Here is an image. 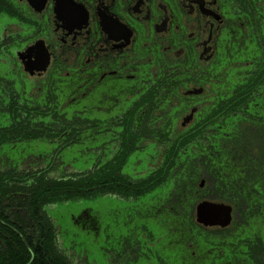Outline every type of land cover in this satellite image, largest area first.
Wrapping results in <instances>:
<instances>
[{"label": "flooded vegetation", "instance_id": "af4514ba", "mask_svg": "<svg viewBox=\"0 0 264 264\" xmlns=\"http://www.w3.org/2000/svg\"><path fill=\"white\" fill-rule=\"evenodd\" d=\"M35 44L48 58L41 75L24 64ZM41 106L78 112L65 124L79 125L82 155L87 143L105 157L138 141L137 175L162 157L149 143L165 133L207 141L212 172L222 153L230 166L264 170V0H0V132L29 121L23 109L37 122ZM52 145L0 146V169L11 156L52 157Z\"/></svg>", "mask_w": 264, "mask_h": 264}, {"label": "trees", "instance_id": "16d2710c", "mask_svg": "<svg viewBox=\"0 0 264 264\" xmlns=\"http://www.w3.org/2000/svg\"><path fill=\"white\" fill-rule=\"evenodd\" d=\"M77 113L41 106L36 122L32 110L23 109V118L29 121H23L16 131L13 127L5 134L0 132V146L9 148L53 139L70 130L68 139L50 142L56 151L49 162L41 159V166L25 167L23 160L5 159L0 169V264H73L58 247L57 225L46 209L107 195L127 200L150 195L144 202L149 204L144 217L150 220L125 249L133 258L122 264L142 256H146L144 264H264L263 169L256 172L251 166H230L231 157L222 153L218 169L212 172L207 141L184 136L172 140L165 133L149 143L154 154L162 151V157L159 165L143 175H137V170L135 175L124 171L139 149L136 140L118 142L119 147L108 148L110 154L105 157L92 155L98 143H87L90 151L82 156L93 159L91 166L65 172L63 153L74 146L80 154L84 149L79 125L65 124L69 117L77 118ZM206 198L233 203L235 216L230 226L205 227L196 221V206Z\"/></svg>", "mask_w": 264, "mask_h": 264}, {"label": "rangeland", "instance_id": "374dc122", "mask_svg": "<svg viewBox=\"0 0 264 264\" xmlns=\"http://www.w3.org/2000/svg\"><path fill=\"white\" fill-rule=\"evenodd\" d=\"M234 144L232 142L230 145ZM51 146L53 147L52 144L46 142H32L19 147L32 153H39ZM76 148L77 146L70 147L63 153L64 164L68 165L65 166V172L87 170L93 162L92 158L74 151ZM261 148L263 147L259 146L257 149ZM253 149L256 147L254 146ZM26 155L27 153L24 154ZM24 158L26 157L11 156L9 161L19 163ZM50 159L51 157H47L48 162ZM160 161L161 158H158L154 164L150 163L151 167H156ZM41 164H43L41 159L30 158L24 162L23 166H41ZM144 165V161L137 164L135 158L131 157L124 171L135 175V171L140 170ZM204 185L205 181L201 187ZM148 197L127 200L107 195L95 199L60 203L52 208L47 207L48 213L58 225V246H61V249L72 258L74 264H111L112 261L124 259L122 250L133 244L134 236L140 237L138 233L141 225L150 220L144 217L146 209L149 208V204L144 203ZM86 213L90 220L81 221L80 218ZM96 223L97 228H95ZM145 257L142 256L136 262L127 261V264H144Z\"/></svg>", "mask_w": 264, "mask_h": 264}, {"label": "water", "instance_id": "95a60500", "mask_svg": "<svg viewBox=\"0 0 264 264\" xmlns=\"http://www.w3.org/2000/svg\"><path fill=\"white\" fill-rule=\"evenodd\" d=\"M32 1V0H30ZM31 46L24 55V64L27 71L32 74H43L48 64V58L38 52L36 56L37 46ZM204 180L201 183L203 186ZM196 221L205 227H221L226 228L233 221V207L230 203L220 199H203L197 206L195 211Z\"/></svg>", "mask_w": 264, "mask_h": 264}]
</instances>
